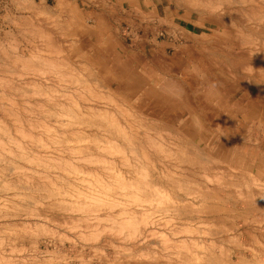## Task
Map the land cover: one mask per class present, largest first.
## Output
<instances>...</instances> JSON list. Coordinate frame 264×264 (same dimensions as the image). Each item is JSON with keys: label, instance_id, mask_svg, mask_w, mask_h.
Listing matches in <instances>:
<instances>
[{"label": "rangeland", "instance_id": "1", "mask_svg": "<svg viewBox=\"0 0 264 264\" xmlns=\"http://www.w3.org/2000/svg\"><path fill=\"white\" fill-rule=\"evenodd\" d=\"M247 1L249 3V5L246 3L248 7L246 4V6L244 5V7H242L244 9L247 8V10H245L247 13H245V11L241 13L243 16L240 15V13H233L234 15H231V17H233L231 25V23L228 22L229 19H224V13L221 14L222 12L219 13L220 11H216L217 14L215 12L202 13L199 9L193 10L192 8L183 7L177 0H0V123L8 130V134L6 133L5 135L4 133L5 137L4 135L0 136V143H2L0 144V150L7 149L8 155L11 154V150H14L15 152L13 151L9 157L5 154L9 159L12 155L15 157L20 150L26 154L29 150L30 152H28L27 155L30 157H27L28 159L26 161L22 159L23 161L20 162V159L16 160L18 158L16 157L15 162H19L18 164L22 163V165H26L25 167L28 165V167L33 168V173L27 170L22 177L24 180L21 181L20 178V181L17 183V178L14 176L9 178L12 174L7 175L8 172H4V169L8 167V163H6V161H4L6 164L0 162V169L4 166L5 168L3 167L4 169H2V172L6 173L2 175V172H0V188L4 190V192L0 191V197L3 195L4 198H2L5 202H2L3 199L0 198V204L4 205L2 206L4 209H2L0 205V216L2 217H0V264H196L197 262H199L197 264H201L200 262H202V260L199 261V259L203 258V260H205L204 258L208 255L206 260L212 257L207 260V262L211 261L212 264H216L215 261L221 262L223 258L224 260L222 262L228 261L224 264H264V198L261 196L262 194L264 195V91H262L264 89V79L261 81L258 80L260 76L264 78V37L263 34H260L264 33V27H262L264 24L261 25L264 23V2H262L263 0H259V3L258 0H253L254 3L258 2L255 6L259 7L258 4H262L263 7V12L261 11L262 14H257L259 9L257 7L255 8L254 3L252 5L249 0ZM249 6L253 8V12L249 11ZM254 9L258 10L257 13H254L256 11H254ZM261 9L262 8H260V10ZM251 12L252 14H250ZM237 14L241 18L238 17ZM246 14L254 18L249 19ZM260 15L263 18L260 19V22L263 21L261 24L257 20L261 17ZM246 16L249 20L246 19ZM255 18L257 19L255 20ZM252 19L256 21L257 25L253 23L254 20ZM257 21L261 26L258 25ZM216 23L224 24L226 28L225 31L223 30L224 28H214V24ZM233 24L236 25V27ZM247 25L248 27H246ZM253 25H255L258 30ZM228 26H233L234 29H236H231L233 27L229 28ZM237 27H240V31ZM253 29H256L255 33ZM240 32L242 33L240 34ZM218 35H226V37L223 39H215ZM242 37L244 38L240 39ZM247 39H249V41ZM234 42L242 48L239 50L235 46L236 44L233 45ZM221 43L227 44L229 49L227 47L224 49ZM249 43H251L252 46L251 44L249 45ZM247 49L251 51L248 52ZM254 49L262 52V54L258 52L259 54L257 55ZM228 52L230 53L228 54ZM252 52L255 54L253 55ZM16 57L20 59L17 60ZM54 61L56 62L53 63ZM27 64L30 67L26 66ZM51 66L56 67L52 68ZM246 66L248 67L246 68ZM259 66L263 67L260 68ZM47 69L50 70L48 71ZM249 70H251V73ZM254 72H256L258 76L255 75ZM252 77L258 81H254ZM151 88H154L156 93L159 92L157 97H149V94L145 93ZM163 98L166 102L162 101ZM59 102H62L63 107L67 105L66 110L68 112L76 110L81 113V115L82 113L87 115L90 113L88 109H93V114L98 113L99 117H105L102 119L107 123L110 122L111 124L112 121L117 124L119 123L120 129L128 133L130 132L129 135L134 133L133 131L139 133L137 134L139 137L135 133L132 135L133 138L136 136L137 138H135L139 140L134 139L135 143L133 142L132 146L134 147L135 144V148L137 147L136 149L137 151L139 150V152L141 148L146 151H144L145 155L148 156V161H150L147 162V164L149 163L148 165L145 162L146 165L143 167L148 171L146 181H141L137 175L139 179H136L138 180L137 183L134 182V178L137 176H134L135 171L131 169L134 168V162L132 158H129L132 155L129 154V149L132 146L128 147L129 145L126 143L127 146L123 142H120V144L119 141L121 138H118L116 140L117 143L115 142L116 144H113L115 138H117L113 135V132L112 134L110 132L109 135L111 134L110 136H114V140L111 139L112 137L107 136L111 139V141H108L110 144L108 145L107 143L108 147L104 146L106 142H101L100 145H96L100 149L104 148L106 150L111 147V145L112 147L113 145L117 147L122 146V148L125 147L124 150L120 148V151L118 149L116 151V149H114L115 147L113 149L109 148L110 151L107 150L108 152L103 149H101L100 152L97 150L98 153L104 156L101 157V160L96 159L97 153L95 151L91 152L92 160L90 159L91 155L85 153L86 150L79 152L80 150L78 147L80 144H93H88V141L91 142L96 137L98 138V134L103 133L99 137H102L100 139L106 141L108 138L103 135H107L106 132L111 130V125L108 124V127L110 125V129H107L108 127L106 128V126H100L103 132L100 128L98 130L97 127V133L95 125H93L94 127H89V123L83 122L84 120L82 119L85 117V115H83L84 117L80 121L86 125H80L79 123L81 122H77L78 124L74 123V125H76L75 127L74 125L71 126L73 123L70 125L72 127H70L71 130L68 127L64 129L63 127L60 128L57 121L62 118L56 119L57 117L55 118V116H51V118L46 116L50 113L46 111L47 109L50 111V108H54V110L52 109L54 113H60L64 110L62 109L60 111L62 106ZM58 105L61 107L58 108ZM45 112L48 113L45 114ZM71 113L76 114L74 112ZM79 113L77 116L80 115ZM72 114L68 113L66 117L69 118V115L71 116ZM127 118H130V125H133V128L134 126L138 127V129L136 127L137 130L132 128V131H129L131 129H128V127L124 129V125H129L127 123L129 122ZM132 118L135 120V123L133 120L131 121ZM74 120L72 119L73 122ZM85 120H87V118H85ZM260 120L263 121L260 122ZM136 122L138 125L141 123L140 125L142 126L139 127ZM79 125L81 128H79ZM143 126L144 128H142ZM103 127L106 128L107 131L106 129L104 131ZM74 128L82 132L78 134V139H76L78 135L74 136V132L76 131ZM46 130H49V136L52 134V136L55 135L54 137H56V134H58V138L60 139L59 142H61V138L64 137H61L62 133L60 131L68 130V135L70 137L65 133V137L67 136L68 138H63L64 142L67 144L64 143L65 145L61 147L63 143L59 144V142H54L57 137L56 139L52 136L49 137L46 135L48 134ZM83 134L85 138H82ZM93 134H95L96 137ZM30 135H32V137ZM80 135L82 136L80 137ZM12 136L14 138L10 143L9 139H11L10 137ZM47 136L53 138V141L51 139L49 140ZM16 137H18L19 140L21 138V140L19 141ZM182 138L186 141H180ZM68 139L70 142H67ZM177 139L180 141L179 145L176 144L178 143ZM39 140H42V143L47 142L46 146L49 148V152L47 153L48 157L46 153L41 155V157L36 156L41 152V150L36 147ZM187 140L188 143L187 146H185ZM48 141L53 144H49ZM14 142L18 143V145ZM74 142L76 146H73L75 145ZM141 142L144 148L141 147ZM153 142H155V144ZM12 143L14 144L12 145ZM56 143L59 145H56ZM69 143L70 146H68ZM157 143L166 151L168 148V151L171 150L170 148H172V146L176 148V145L180 147L182 143H184L182 147L184 146V148L187 149L183 150L187 152L190 149L187 153H184L185 155L189 156V153L192 152L194 154V150H196V152L198 151L202 154L201 156L204 155L206 159L208 158L209 161L203 156L202 158H204V160H199L201 165L198 161H194L196 164L199 163L196 166L189 159L193 157L191 154L188 158L187 156H185L186 158L180 157V155L178 156L177 151L179 149L177 148L174 149V151L177 152L175 155H173V151H171L172 154L170 152L172 157L169 156V152L166 151L165 155L168 153L167 155L169 158L165 155L162 157V155L159 154H164V151L160 153L161 147H158ZM77 144H79V146ZM31 145L33 149H31ZM83 145L81 146L82 148L86 147ZM151 146H153V149ZM156 146L159 148V152ZM189 146L191 148H189ZM64 147H67V150H64L66 149ZM8 148L13 149L8 151ZM142 149L141 154L143 152ZM121 150L125 151L124 153L126 156ZM118 151L124 156H122V154L120 156ZM82 152L83 155L79 156ZM29 153L31 155H29ZM110 153L111 156L113 155L112 157ZM33 154L37 158V161L39 160L38 158H40V161L35 162L34 160L36 158ZM86 154L87 157L89 155L88 158L85 156ZM117 154H119L118 156L121 158H129V163L126 162V164H128L124 165L122 163L124 161L118 156H115ZM49 156L50 160H52L51 163L48 162ZM174 156L180 159H175ZM105 157L106 159L107 157L111 158H108L109 161L106 160L105 162ZM116 157L119 158L121 162ZM76 158L79 160H76ZM32 159V162H28ZM44 160L46 164L48 163V166L44 164ZM90 160L92 162H90ZM96 160L97 162L95 163ZM177 162H179V164ZM30 163H34L33 166L35 167ZM142 163L141 165H143ZM202 163L206 164L203 165ZM135 164L136 166L139 165L138 162ZM42 166L44 167L41 168ZM68 166L70 169L65 170L66 167L69 168ZM207 166L208 168H205ZM58 167H61V169H58ZM34 168H38L41 174L39 171L37 172L38 169ZM102 168H106V170H102ZM109 168L111 170H109ZM139 168L140 167H138L137 170ZM63 169L67 171V173ZM71 169L72 171H70ZM5 170H7V168ZM107 170L109 171L107 172ZM110 171L113 172H111L112 177H116L114 175L120 174V178L122 177L126 183L134 182V185H140L142 190H146L145 192L149 190L148 192L151 193L152 196L157 193L161 194V197H165L166 199L158 201L155 198L157 200L155 202H158V205L164 201L162 202L164 203V205L162 204L163 207L162 205H158L164 210L162 211V208L151 201V199L154 201V197L144 199L141 197L143 194L141 196L138 194L140 192L137 193V198L135 197L136 194L134 195L135 200H133V197L130 198V195L125 192V194L122 191L118 192L117 188H115L116 193L114 190L115 194L112 192H106L107 194H105V191L103 193L104 195L99 193L103 191L102 189L100 191V188L95 186L97 185L94 184L97 183L95 179H100L104 181V183L108 181L107 183H110V185H112L111 183L114 184L116 179L110 178ZM30 173L33 175H30ZM162 173L165 176L162 175ZM30 176L35 178L32 179ZM130 176L134 178L132 179ZM162 176L164 179L160 178ZM12 177H14L13 180ZM3 179H8L7 183ZM189 179L190 181L196 180L194 183L198 181L199 184H194L190 182ZM33 180L36 182L37 190L36 186H32L31 188V185L35 183ZM238 180L241 181L239 182ZM13 181L16 182L14 184L18 186L21 183L23 185V183H25L24 181L28 182H26L22 188L21 185L20 189L14 184L12 185ZM91 181L94 183H91ZM140 181L144 184L142 185ZM233 181L234 183H232ZM38 182L41 185L38 184V186ZM66 182H68L67 185H70V187L68 186L67 188L65 186ZM178 182L182 186L184 184L186 186H183V189H179L178 186L181 187V185H178ZM5 183L8 186L11 184L12 188L10 189L8 186L5 188ZM44 183L48 188L47 189L44 185L47 190L54 192L48 193L50 191H47L43 187L42 184ZM226 183L231 184V186L228 187L229 184L225 186ZM88 184L92 189L89 188ZM193 184L196 186L199 185L202 188L198 189L199 192L195 193L197 194V197L195 196L196 198H194L193 195L195 194L193 192L196 191L199 186H195L194 189L192 187ZM201 184H204V186ZM238 184L239 187L244 185L250 188L251 186L250 190L252 192H249L250 190L247 191L245 187L242 188L246 190L239 188ZM11 185L9 187H11ZM49 185L52 187L50 188ZM72 185H74L73 187H77L75 188L76 192L79 186L80 189H83H79V193H73L72 190H74V188L71 187ZM13 186L16 187L14 191L16 193L15 198H10V196L13 195ZM202 186L207 189H203ZM34 187L36 191L33 189ZM42 187L45 189L44 191L47 194V198L42 196L45 195V193H43L44 191L39 190V188ZM86 187L88 189H86ZM186 187L190 188V190ZM65 188L66 190H64ZM153 188H156V190L158 188L157 191L159 192L152 193L154 191ZM5 189L8 190L6 191ZM16 189H18V191L27 189L32 190L30 192L28 190L27 192L23 191L22 194L26 193V195L20 194V199ZM56 190L57 194L58 191L60 194L63 190V194H58L60 197L62 195V201H60L58 195L55 194ZM87 190L95 197H98L100 194L98 199L101 200L102 198L104 201L101 200L100 202H105L103 203L104 205L98 206L97 204L98 208L94 205V209L91 207L93 206L91 203L88 205V203L83 200V198L87 196V193L84 194V191L87 192ZM200 190H206V193H208L206 195L208 197H206V195L204 196L207 200H209L208 198L210 197L209 201L205 198H201L204 197L203 194L200 198L198 197V193L199 196L203 193ZM208 190H210V194H215L214 196L216 197H211L212 195H209ZM212 190H214V193L211 192ZM257 190L258 192L260 191V194ZM64 191L66 197L63 196ZM236 191L239 196L236 195ZM239 191L242 192L244 198L240 196L241 193H239ZM8 192H11L12 195ZM68 192L71 193L69 194ZM28 193L30 196H28ZM118 193L120 195L123 194L121 198H119L120 195ZM183 193L186 199L185 196L183 197ZM187 193H190L189 197H187ZM232 193H235L234 196ZM50 194L52 197L48 196ZM90 194L88 197H92ZM116 194H118L117 197L119 200L115 197L117 198V202H113ZM74 195L77 196V198H75ZM80 195L83 197H80ZM173 195H175V197ZM256 195V198H259V196L260 198L256 199L254 197ZM7 196L9 197L7 198ZM16 196L17 198L19 197V200H16ZM78 196L80 199H78ZM124 196L130 200L123 198ZM73 197L74 200L71 199L73 201H69L68 198ZM240 197L244 200H241ZM9 198L11 200L15 199L13 200L14 204L20 203V200L21 205L25 202L24 205L27 206V208L25 207L26 211L22 209L24 206L22 205V207L20 204L19 205L22 207H20V209L19 205L11 204L9 207L7 204L8 202L10 204ZM122 198L125 201L122 200L121 203L120 201ZM248 198L249 201L247 200ZM5 199L9 201L7 202ZM55 199H58L60 203L63 202L65 205L68 204L67 206H74L72 203H75L76 199L79 202L83 200L84 202H82V204L84 203V205L90 207L86 208L84 211L83 208L76 209L74 206L75 208L72 210L69 209V211L67 208V210L61 208L60 205V207H56L58 209L60 208L59 210H53V208L50 206L49 208L48 205L56 206L59 204L57 200L53 203L52 200ZM28 200H30V202H28ZM65 201H69L70 203H64ZM129 201L131 203H129ZM146 201L148 203H146ZM149 202L153 204L151 203V205ZM182 202L183 204L185 202V205H183ZM190 202L191 205L189 206L188 204H190ZM144 203L145 205L143 207ZM154 203L157 208L154 206ZM198 203L201 205L199 208L200 210L198 209V206H200ZM257 203H259V205ZM166 204L168 206H166ZM117 205H122V207L119 208ZM11 206H14L15 211ZM15 206L18 207V211ZM122 208L126 209L122 211ZM196 208L198 212L194 211ZM201 208L205 210L202 211ZM2 210L7 211V214ZM15 214L16 216H14ZM121 216L123 217V222ZM138 216L139 218H137ZM82 217L84 220H82ZM146 218L148 221H146ZM109 219L111 221H109ZM132 219L135 223L137 221L138 224H129ZM112 220H116L118 223L120 221V223L118 224L116 221L114 223ZM125 220L127 223H124ZM124 224H127L126 228H124ZM128 225L131 226L130 230H128ZM132 226H134V229ZM121 227L122 229H119ZM131 231L138 234L134 235ZM217 252H219V254ZM213 253L215 256L219 255L218 258L221 253L223 256L221 255L222 257H220V259L216 258L218 260H213V258H215ZM206 260L202 262V264H207L205 263ZM193 261H196V263Z\"/></svg>", "mask_w": 264, "mask_h": 264}, {"label": "bare ground", "instance_id": "2", "mask_svg": "<svg viewBox=\"0 0 264 264\" xmlns=\"http://www.w3.org/2000/svg\"><path fill=\"white\" fill-rule=\"evenodd\" d=\"M249 1H250V4L253 5L254 1H253V0H249ZM255 1H256V0H255ZM258 1H259V0H258ZM261 1H262V0H261ZM177 2H178V3L180 2L181 5H182L183 7H186V8H189V9H191V8H192L193 10H194V9H199V10L202 11V13H203V12H208V13L215 12V13L217 14L216 11H220L219 13H221V12H222L221 14L224 13V16H223L224 19H229L228 22L231 23V25H232V18H233V17H231V15H232L233 13H234V14H235V13H240V15L243 16V14H241V13H244V11L247 10V8L244 9V8H242V7H244V5H245L246 3H248L247 0H239V1H235V0H217V1H214V0H180V1H179V0H177ZM262 2H264V0H263ZM262 2H261V3H262ZM60 3H62V2H60ZM257 3H258V2H257ZM257 3H254V6H255ZM259 3H260V1H259ZM263 4H264V3H263ZM31 5H32V4H31ZM177 5H178V4H177ZM246 5H247V4H246ZM246 5H245V6H246ZM248 5H249V3H248ZM248 5H247V7H248ZM258 5H259V7H258V6H255V8L257 7V8L259 9V11L256 10V9H254V11L256 10L254 13H257V11H258L257 14H260L261 11L263 10V7H262V4H258ZM260 5H261V6H260ZM61 6H62V5H61ZM62 8H63V6H62ZM260 8H262V9L260 10ZM252 10H253V8L249 6V11H252ZM263 11H264V10H263ZM263 11H262V12H263ZM196 12H197V11H196ZM199 12H200V11H199ZM252 12H253V11H252ZM252 12H251L250 14H252ZM219 13H218V14H219ZM245 13H247V12L245 11ZM248 13H249V12H248ZM254 13H253V15H254ZM234 14H233V15H234ZM261 14H262V13H261ZM263 14H264V13H263ZM210 15H211V14H210ZM219 15H220V14H219ZM237 15H238V14H237ZM246 15H247V14H246ZM215 16H216V15H215ZM244 16H245V14H244ZM247 16L249 17V14H248ZM247 16H246V19H247V20H249V19H251V18H254L253 16H250L249 19H248ZM260 16H261V15H260ZM227 17H228V18H227ZM234 17H235V16H234ZM238 17H240V16L238 15ZM240 18H241V17H240ZM243 18H244V17H243ZM257 18H259V17H257ZM257 18H255V20H256ZM261 18H262V16H261L259 19H257V20L260 22V19H261ZM263 18H264V17H263ZM263 18H262V19H263ZM211 20H212V19H211ZM234 20H235V19H234ZM234 20H233V21H234ZM252 20H254V19H252ZM255 20H254V21H255ZM250 21H251V20H250ZM254 21H253V23L256 24V21H255V22H254ZM258 21H257V22H258ZM263 21H264V19H263ZM263 21H261L260 24H261ZM220 22H221V21H220ZM224 22H225V21H224ZM226 22H227V20H226ZM239 22H241V21H239ZM248 22H249V21H248ZM259 22H258V25H259ZM213 23H214V22H213ZM237 23H238V21H237ZM246 23H247V22H246ZM253 23H252V24H253ZM102 24H103V23H102ZM263 24H264V23H262L261 25H263ZM229 25H230V24H229ZM233 25H234V24H233ZM256 25H257V24H256ZM261 25H259V26H261ZM69 26H70V25H69ZM234 26L236 27V25H234ZM253 26L256 28L255 25H253ZM215 27L224 28V29H223L224 31H225V29H226V28L224 27V24H221V23H216V24H214V28H215ZM228 27L231 28V27H233V26H231V27L228 26ZM246 27H248V25H247ZM246 27H245V29H246ZM262 27H264V25H263ZM70 28H71V27H70ZM237 28H238V27H237ZM239 28H240V27H239ZM239 28H238V30L240 31ZM242 28H243V27H242ZM250 28H251V26H250ZM250 28H249V29H250ZM258 28H260V27H258ZM231 29H234V27L231 28ZM235 29H236V28H235ZM235 29H234V30H235ZM256 29H257V28H256ZM256 29H255V30H256ZM262 29H263V28H262ZM262 29H261V30H262ZM104 30H105V29H104ZM238 30H237V31H238ZM242 30H243V29H242ZM251 30H252V29H251ZM253 30H254V29H253ZM255 30H254V33H255ZM257 30H258V29H257ZM259 30H260V29H259ZM101 31H102V30H101ZM105 31H106V30H105ZM263 31H264V30H263ZM102 32H103V31H102ZM232 32H235V31H232ZM252 32H253V31H252ZM252 32H250V33H252ZM256 32H257V31H256ZM226 33H227V32H226ZM241 33H242V32H240V34H241ZM245 33H246V32H245ZM257 33H258V32H257ZM232 34H233V33H232ZM232 34H231V35H232ZM260 34H263V37H264V33H260ZM235 35H236V34H235ZM243 35H244V34H243ZM243 35H242V36H243ZM238 36H239V33H238ZM259 36H260V35H259ZM102 37H103V36H102ZM225 37H226V35H218V37H215V39H223V38H225ZM243 38H244V37H242V38H240V39H243ZM102 39H103V38H102ZM249 39H250V37H249ZM249 39H247V40L249 41ZM229 40H230V39H229ZM234 40H235V39H234ZM236 40H237V39H236ZM247 40H246V41H247ZM251 40H252V39H251ZM253 40H254V39H253ZM102 41H103V40H102ZM231 41H232V40H231ZM237 41H238V40H237ZM244 41H245V40H244ZM222 42H223V41H222ZM250 42H251V41H250ZM258 42H259V41H258ZM261 42H262V41H261ZM239 43H240V42H239ZM241 43H242V40H241ZM245 43H247V42H245ZM255 43H256V42H255ZM221 44H223L224 49H226V47L228 46L227 44L225 45V43H221ZM231 44H232V42H231ZM235 44H236V43L234 42L233 45H235ZM250 44H251V43H249V45H250ZM261 44H262V43H261ZM241 45H243V44H241ZM221 46H222V45H221ZM235 46H236L239 50L242 48L241 46H239V45H237V44H236ZM251 46H252V44H251ZM256 46H257V45H256ZM257 47H258V46H257ZM218 48H219V47H218ZM227 48H228V47H227ZM253 48H254V47H253ZM228 49H229V48H228ZM214 50H215V49H214ZM219 50H220V49H219ZM232 50H233V49H232ZM247 50H248V49H247ZM254 50H255V49H254ZM215 51H216V50H215ZM226 51H227V50H226ZM249 51H251V50H248V52H249ZM252 51H253V50H252ZM255 51H256L255 53H256L257 55L259 54L258 52H260V51H257V49H256ZM262 51H263V50H262ZM224 52H225V51H224ZM232 52H233V51H232ZM237 52H238V51H237ZM253 52H254V51H253ZM253 52H252V54H253ZM220 53H221V52H220ZM229 53H230V52H228V54H229ZM246 53H247V52H246ZM250 53H251V52H250ZM255 53H254V54H255ZM260 53L262 54V52H260ZM254 54H253V55H254ZM221 55H223V54H221ZM231 55H233V54H231ZM227 56H228V55H227ZM227 56H226V57H227ZM259 56H260V55H259ZM263 56H264V55H263ZM228 57H229V56H228ZM235 57H236V56H235ZM239 57H240V56H239ZM261 57H262V56H261ZM21 58H22V57H21ZM217 58H218V57H217ZM259 58H260V57H259ZM16 59L18 60V59H20V58L16 57ZM222 59H223V58H222ZM238 59H239V58H238ZM246 59H247V58H246ZM49 60H50V59H49ZM235 60H236V59H235ZM239 60H240V59H239ZM239 60H238V61H239ZM243 60H244V59H243ZM257 60H258V59H257ZM260 60H261V59H260ZM23 61H24V60H23ZM228 61H229V60H228ZM228 61H227V62H228ZM241 61H242V60H241ZM241 61H240V63H241ZM248 61H249V60H248ZM18 62H19V61H18ZM27 62H28V61H27ZM46 62H47V61H46ZM55 62H56V61H54L53 63H55ZM231 62H232V61H231ZM235 62H236V61H235ZM242 62H243V61H242ZM249 62H250V61H249ZM28 63H29V62H28ZM238 63H239V62H238ZM19 64H20V63H19ZM22 64H23V62H22ZM31 64H32V63H31ZM31 64H30V65H31ZM51 64H52V63H51ZM56 64H57V63H56ZM56 64H54V65H56ZM241 64H242V63H241ZM246 64H247V62H246ZM20 65H21V64H20ZM230 65H231V64H230ZM232 65H233V64H232ZM235 65H236V64H235ZM237 65H238V64H237ZM243 65H244V64H243ZM256 65H257V64H256ZM26 66H29V65L27 64ZM48 66H49V65H48ZM56 66H57V65H56ZM56 66H54V67H56ZM252 66H253V65H252ZM29 67H30V66H29ZM40 67H41V66H40ZM51 67L54 68L53 66H51ZM51 67H50V68H51ZM235 67H236V66H235ZM247 67H248V66H246V68H247ZM257 67H258V66H257ZM259 67H260V66H259ZM262 67H263V66H262ZM262 67H260V68H262ZM1 68H2V67H1ZM25 68H26V67H25ZM34 68H36V67H34ZM44 68H45V65H44ZM58 68H59V67H58ZM60 68H61V67H60ZM238 68H239V67H238ZM241 68H243V67H241ZM249 68H250V67H249ZM253 68H254V66H253ZM253 68H250V69H253ZM8 69H9V68H8ZM22 69H23V68H22ZM26 69H27V68H26ZM38 69H39V68H38ZM56 69H57V68H56ZM232 69H233V68H232ZM255 69H257V68H255ZM255 69H254V70H255ZM2 70H3V69H2ZM10 70H11V69H10ZM34 70H35V69H34ZM36 70H37V69H36ZM39 70H40V69H39ZM41 70H42V69H41ZM47 70H48V69H47ZM49 70H50V69H49ZM49 70H48V71H49ZM52 70H53V69H52ZM52 70H51V71H52ZM58 70H60V69H58ZM245 70H246V69H245ZM11 71H12V70H11ZM27 71H28V69H27ZM30 71H31V70H30ZM32 71H33V70H32ZM37 71H38V70H37ZM217 71H220V70H217ZM249 71H250V73H251V70H249ZM249 71H248V72H249ZM257 71H258V70H257ZM260 71H261V70H260ZM7 72H8V71H7ZM34 72H35V71H34ZM38 72H39V71H38ZM40 72H41V71H40ZM57 72H58V71H57ZM65 72H66V71H65ZM70 72H71V71H70ZM235 72H236V71H235ZM252 72H253V70H252ZM262 72H263V71H262ZM221 73H222V72H221ZM236 73H237V72H236ZM241 73H242V72H241ZM254 73H255V75H257L256 72H254ZM260 73H261V72H260ZM56 75H57V74H56ZM58 75H59V73H58ZM65 75H66V74H65ZM232 75H233V74H232ZM259 75H260V74H259ZM59 76H60V75H59ZM230 76H231V75H230ZM246 76H247V75H246ZM251 76H252V75H251ZM257 76H258V75H257ZM62 77H64V76H62ZM235 77H236V76H235ZM262 77H263V74H262ZM245 78H246V77H245ZM59 79H60V78H59ZM63 79H64V78H63ZM76 79H77V78H76ZM252 79H253V77H252ZM252 79H251V80H252ZM262 79H264V78H261V76L258 78L259 81H261ZM244 80H245V79H244ZM253 80H254V81L256 80V82L258 81V80L255 79V78H254ZM77 81H78V80H77ZM79 81H80V80H79ZM254 81H253V82H254ZM80 82H81V81H80ZM85 82H86V81H85ZM85 82H84V83H85ZM257 84H258V83H257ZM85 85H86V84H85ZM261 85H262V84H261ZM250 89H251V88H250ZM254 89H255V88H254ZM256 89H257V88H256ZM262 91H264V89H263ZM42 92H43V91H42ZM38 93H39V92H38ZM145 93L149 94V97H153V96L157 97V94H159V92L156 93V90H155L154 88L149 89V90H148L147 92H145ZM46 94H47V93H46ZM263 96H264V95H263ZM53 100H54V99H53ZM47 101H49V100H47ZM47 101H46V102H47ZM51 101H52V100H51ZM162 101H163V102H166L164 98L162 99ZM57 102H58V101H57ZM50 103H51V102H50ZM54 103H55V102H54ZM59 103H60V102H59ZM59 103H57V104H59ZM65 104H66V103H65ZM46 105H47V104H46ZM54 105H55V104H54ZM60 105L62 106V107L60 106V107H61V108H60L59 105H58V108H60V111H61L62 109H64L66 112H65L64 110H62L60 113H59V112H57V113L55 112V113H54V111H53L54 108H50L51 110L53 109L52 111H51V110L49 111L48 109L46 110V111H48V112H50V113L45 112V114L48 113V114L46 115L48 118H49V117L51 118V116H55V118L57 117L56 119H58V118H59V119H61V118L64 119V120L61 119V120H59V121L56 120L57 123H58V125L60 126V128L63 127V129H64V128H67V127H68V128L70 129V127L73 126L74 123L76 124L77 122H81V123H79L80 125H81V124H84V123H89V124H88L89 127H90V126L92 127L93 125H95V126H96V127H95V128H96V132H97V127H98V130H99V128L101 129L100 126H106V128H107V127H108V124H110V122L107 123V122H105L104 119H102V118H105V117H99V114H98V113H97V114H95V113L93 114V113H92V112H93V109H88V112L90 111L89 114L85 115L84 113H82V115H81V113H79V112L76 111V110H75L76 112L73 111V110H72V111L69 110L70 108L68 107L69 109H68V108H67V109H68L69 111L76 113V114H72L71 112H68V111L66 110L67 105L64 106L65 108L63 107L62 102L60 103ZM48 106H49V105H48ZM52 106H53V105H52ZM53 107H54V106H53ZM55 107H57V106H55ZM75 107H76V105H75ZM224 107H225V106H224ZM58 108H57V109H58ZM225 108H226V107H225ZM75 109H76V108H75ZM58 110H59V109H58ZM58 110H57V111H58ZM55 111H56V110H55ZM51 112H52V114H51ZM67 112L70 113V114H72L71 116L69 115V118H70L71 120H70L69 118L66 117V115L68 116V113H67ZM66 113H67V114H66ZM78 113H79L82 117H81L80 115H79L80 117L77 116ZM99 113H100V112H99ZM227 113H228V112H227ZM238 113H239V112H238ZM245 113H246V112H245ZM43 114H44V113H43ZM254 114H255V113H254ZM83 115H85V117H84ZM128 115H129V114H128ZM130 115H132V114H130ZM42 116H43V115H42ZM86 116H87V117H86ZM83 117H84V119H82ZM136 117H137V116H136ZM241 117H242V116H241ZM55 118H54V119H55ZM85 118H87L88 121L85 120ZM100 118H101V119H100ZM137 118H138V117H137ZM251 118H252V117H251ZM2 119H3V118H2ZM16 119H17V118H16ZM68 119H69V120H68ZM72 119H73V120L75 119L74 122L72 121ZM81 119L84 120V121H83L84 123H82V121H80ZM134 119H135V118H134ZM0 120H1V119H0ZM49 120H50V119H49ZM77 120H78V121H77ZM102 120H104V121H102ZM125 120H126V119H125ZM129 120H130V118H129V119L127 118V121H129ZM132 120H133V118L131 119V121H132ZM137 120H138V119H137ZM3 121H4V120H3ZM53 121H54V120H53ZM75 121H76V122H75ZM134 121H135V120H133V122H134ZM241 121H242V120H241ZM262 121H263V120H262ZM262 121L260 120V122H262ZM137 122H140V121H137ZM137 122H136V124L138 125ZM141 122H142V121H141ZM258 122H259V121H258ZM72 123H73V124H72ZM127 123H128L129 125H124V129H125L126 127H128V129H131V130H129V131H132L133 125H130V123H131L130 121L127 122ZM134 123H135V122H134ZM144 123H145V122H144ZM146 123H147V122H146ZM5 124H6V123H5ZM11 124H12V123H11ZM71 124H72V125H71ZM77 124H78V123H77ZM118 124H119V123H118ZM118 124L112 121V123H111L110 125H111V130H113V131L109 130L108 132H106L107 135H106V136L103 135V136L106 137V138H108L107 136L112 137V136H110V135H111L112 132H113V135H115V136L117 137V138H115V140L113 139L114 136L111 138V139L114 140L113 144H116V143H117L116 140H117L118 138H119V139L121 138L120 141H119V143H120V142H121V143L123 142L124 144L127 143V144L129 145V146H128V145L126 144L128 147L132 146V144H133V142H134V139L137 138L136 136H135L136 138H135V137H134V138L132 137V135H134L135 131H133L134 133H132V134L129 135L130 132L128 133V132H126L125 130L120 129V127H119ZM132 124H133V123H132ZM140 124H141V123H140ZM140 124L138 125L139 127L142 126V125H140ZM148 124H149V123H148ZM47 125H48V124H47ZM49 125H50V124H49ZM58 125H57V126H58ZM70 125H71V126H70ZM80 125H79V128H81ZM84 125H86V124H84ZM110 125H109V127H110ZM134 125H135V124H134ZM143 125H144V124H143ZM151 125H152V124H151ZM59 126H58V127H59ZM75 126H76V125H74V127H75ZM120 126H121V125H120ZM129 126H130V128H129ZM131 126H132V127H131ZM145 126H147V125H145ZM4 127H5V126H4ZM4 127H3V124L1 125V123H0V136H3L4 133H5V135H6V133H7V131H8V130H6V128H4ZM7 127H8V126H7ZM45 127H46V126H45ZM77 127H78V125H77ZM82 127H83V126H82ZM93 127H94V126H93ZM109 127H108L107 129H110ZM136 127H137V126H134L133 129H136ZM149 127H150V126H149ZM46 128H47V127H46ZM71 128H72V127H71ZM79 128H78V129H79ZM83 128H84V127H83ZM83 128H82V129H83ZM86 128H87V127H86ZM103 128H104V127H103ZM106 128H104L103 130L105 131ZM142 128H144V126H143ZM150 128H151V127H150ZM48 129H49V128H48ZM69 129H68V130H69ZM74 129H75V128H74ZM76 129H77V128H76ZM76 129H75V130H76ZM107 129H106V131H107ZM137 129H138V127H137ZM137 129H136V130H137ZM58 130H59V129H58ZM68 130H67V131L61 130L60 132L62 133V136H61V134H60V136H61V137H63V136L65 137V135H66L65 133H67V136H69V135H68ZM70 130H71V129H70ZM143 130H144V129H143ZM145 130H146V129H145ZM147 130H148V129H147ZM19 131H20V130H19ZM48 131H49V130H46V133H48V134H46V133H44V132H43V133L49 136V132H48ZM53 131H54V130H53ZM53 131H52V132H53ZM101 131H102V129H101ZM101 131H99V132H101ZM148 131H149V130H148ZM148 131H147V132H148ZM56 132H58V131H56ZM102 132H103V131H102ZM110 132H111V134L109 135ZM138 132H139V131H138ZM140 132H141V131H140ZM9 133H10V132H9ZM21 133H23V132H21ZM58 133H59V132H58ZM81 133H82L81 131L76 130V131L74 132V136H76V135H78V134H81ZM83 133H84V132H83ZM93 133H95V132H93ZM97 133H98V132H97ZM144 133H145V132H144ZM144 133H143V134H144ZM178 133H179V132H178ZM178 133H177V134H178ZM7 134H8V133H7ZM64 134H65V135H64ZM95 134H96V133H95ZM95 134H93V135L95 136ZM102 134H103V133L98 134V135L101 136ZM135 134L137 135V134H139V133H135ZM146 134H147V133H146ZM5 135H4V137H5ZM21 135H22V134H21ZM23 135H24V134H23ZM41 135H42V134H41ZM96 135H97V134H96ZM98 135H97V136H98ZM127 135H128L129 137H128ZM178 135H179V134H178ZM8 136H9V135H8ZM28 136H29V135H28ZM30 136L32 137V135H30ZM48 136H47V138H48L49 140H50V139L52 140L53 138L56 139V137H57L58 140L56 139V140H54V142H59V141H60V139L58 138V137H59L58 134H56V137H54L55 135L52 136V134H51V136H52L53 138H49V137H51V136H49V137H48ZM67 136L65 137L66 139L68 138ZM81 136H82V135H80V137H81ZM99 136H98V138L95 136L96 138L93 139L91 142L88 141V142H89L88 144H90V143H93V144H90V145H85V144H84V145L86 146V147H84V148L81 147L83 144H82V145L80 144V146H79V144H77V145L79 146V147H78L79 150H80L79 152H81L82 150H84V151L86 150L85 153L91 155L90 159L92 160V154H91V152H92V151H95V152L97 153V157H96V159L101 160V157H104V156L101 155V154L98 153V152H100L101 149H103L104 151H105L106 149H104V148H101V149H100L97 145H98V144L100 145L101 142H106V143H104L105 145H104V144H103V145L108 147V145L110 144L108 141H111V139L108 138V139L105 141L104 139H103V140L100 139V138H102V137H99ZM137 136H138V135H137ZM45 137H46V136H45ZM64 137H63V138H64ZM69 137H70V136H69ZM138 137H139V136H138ZM174 137H175V136H174ZM179 137H181V136H179ZM183 137H184V136H183ZM7 138H8V137H7ZM10 138H11V139H9V142H10V141H13V138H14V137L12 136V137H10ZM16 138L18 139V137H16ZM47 138H46V139H47ZM63 138H61V142H59V144H62V143H63V145H62L61 147H63V146L65 145L64 143H66V142H64V139H63ZM74 138H76V137H74ZM78 138H79V135L77 136L76 139H78ZM82 138H85L84 134H83ZM82 138H81V140H82ZM30 139H31V138H30ZM40 139H41V138H40ZM48 139H47V140H48ZM70 139H71V138H70ZM72 139H73V137H72ZM147 139H148V138H147ZM147 139H145V140H147ZM171 139H172V138H171ZM183 139H184V138H182V140H180V141H186L185 139H184V140H183ZM18 140H19V139H18ZM20 140H21V138H20ZM20 140H19V141H20ZM28 140H29V139H28ZM33 140H34V138H33ZM35 140H36V139H35ZM79 140H80V139H79ZM79 140H77V141H79ZM88 140H89V139H88ZM136 140H138V139H136ZM136 140H135V141H136ZM149 140H150V139H149ZM149 140H148V141H149ZM175 140H176V139H175ZM6 141H7V140H6ZM6 141H5V142H6ZM14 141H15V140H14ZM19 141H18V142H19ZM31 141H32V139H31ZM41 141H42V140H41ZM41 141H40V140L38 141V143H37L38 145H37L36 147H38V149H40L42 153L39 152V155H36L37 157H39V156L41 157V155H43L44 153H46V155H47V153L49 152V151H48L49 148L46 146L47 142H46V143H45V142L42 143ZM52 141H53V140H52ZM52 141H51V142H52ZM71 141H72V140H71ZM82 141H83V140H82ZM85 141H86V139H85ZM138 141H139V140H138ZM169 141H170V140H169ZM173 141H174V140H173ZM180 141H178V139H177V142H178V143H176V144L179 145V142H180ZM2 142H3V141H2ZM7 142H8V141H7ZM9 142H8V143H9ZM48 142H49V141H48ZM67 142H70L69 139H68ZM79 142H80V141H79ZM79 142H78V143H79ZM97 142H98V143H97ZM99 142H100V143H99ZM115 142H116V143H115ZM136 142H137V141H136ZM146 142H147V141H146ZM146 142H145V143H146ZM10 143H11V142H10ZM14 143H16V142H14ZM14 143H12V145H13ZM20 143H21V142H20ZM31 143H32V142H31ZM107 143H108V145H107ZM121 143H120V144H121ZM134 143H135V142H134ZM143 143H144V141H143ZM147 143H149V142H147ZM153 143L155 144V142H153ZM159 143H160V142H159ZM159 143H157L158 145H157V144H156V145H157L158 147H161V148H160V149H161V150H160V153H161V151H164V154H159V155H162V157H163V155H165V151H166V150H165V149L163 150V149H162V146H159ZM187 143H188V140H187V142H185V146H187ZM0 144H2V143H0ZM16 144L18 145V143H16ZM21 144H22V143H21ZM33 144H34V142H33ZM49 144H53V143H50V142H49ZM59 144L56 143V145H59ZM66 144H67V143H66ZM74 144H75V142H74ZM96 144H97V145H96ZM111 144H112V143H111ZM139 144H140V143H139ZM141 144H142V142H141ZM141 144H140V146H141ZM167 144H168V143H167ZM183 144H184V143H182V145H183ZM3 145H4V142H3ZM71 145H72V144H71ZM84 145H83V146H84ZM117 145H118V144H117ZM126 145H125V146H126ZM136 145H137V143H136ZM168 145H169V144H168ZM168 145H167V146H168ZM172 145H173V144H172ZM178 145H176V146L174 145L177 149H179V150L177 151V152H178V156H179V155H180V157H185V156H187V158H188V157H190V154H191V156H193V157H190L189 159H190V161H192L193 164L196 165V166L200 163V162H199L200 159H201V160H202V159L204 160V158H202L204 155L201 156L202 154H200V152H198V151L196 152V150H194V151H195L194 154H193V152H192V153H189V156H188V155H185L184 153H187L190 149L186 152V151H184V150H186L187 148H184V146L182 147V145L180 146V147H182V148H180V147H178ZM8 146H9V145H8ZM31 146H32V145H31ZM53 146H54V145H53ZM68 146H70V143H69ZM73 146H76V144L73 145ZM73 146H71V147H73ZM157 146H156V148H157ZM169 146H170V145H169ZM169 146H168V147H169ZM190 146H191V145H190ZM190 146H189V148H191ZM1 147H2V145H1ZM4 147H5V146H4ZM11 147H12V146H11ZM17 147H18V146H17ZM34 147H35V144H34ZM80 147H81V149H80ZM102 147H103V146H102ZM114 147H115V148H114ZM141 147H143V144H142ZM151 147H152V149H153V146H151ZM163 147H164V146H163ZM168 147H167V148H168ZM170 147H171V146H170ZM15 148H16V147H15ZM25 148H26V147H25ZM25 148H24V149H25ZM54 148H55V147H54ZM57 148H58V146H57ZM64 148H66V149H64V150H67V147H64ZM76 148H77V147H76ZM78 148H77V149H78ZM109 148H111V149L114 148V149H116V151H117V149L119 150L120 148H122V146H118V147H117L116 145H113V147H112V145H111V147H109ZM109 148H108L107 150H109ZM124 148H125V147H124ZM124 148H122V150H124ZM136 148H137V147H136ZM136 148H135V144H134V147L132 146L130 149L128 148V149L130 150V151H129V152H130L129 154H130V155H131V154L133 155V156L131 155V157L128 156L129 158H132V160H133V162H134V165H133L134 168H131V169H134V171H135L134 176H137V175H138L141 181H146V179H147L146 176H148V175H147L148 171H147L146 168L144 169L143 167H145V165L147 164V162H150V161H148V156L145 155V152H146L145 150H143V149L141 148V149L143 150V152L145 151L144 153L142 152V154H141V149L138 147V148L140 149V152H139V150L137 151ZM143 148H144V147H143ZM156 148H155V150H156ZM172 148H173V150H172ZM172 148H170L171 150H169V151H168V149H169V148H168L166 152H169V154H170V152L173 151V153H174L173 155H175V153H177V152L174 151V149H176V148H174L173 146H172ZM2 149H3V148H2ZM8 149H9V148H8ZM11 149H13V148H11ZM11 149H9L8 151H10ZM20 149H21V146H20ZM31 149H33V146H32ZM60 149H61V148H60ZM70 149H71V148H70ZM70 149H69V150H70ZM146 149H147V148H146ZM158 149H159V148H157V151L159 152ZM183 149H184V150H183ZM26 150H28V149H26ZM54 150H55V149H54ZM54 150H53V151H54ZM75 150H76V149H75ZM97 150H99V151L97 152ZM107 150H106V152H108ZM122 150H121V151H122ZM150 150H151V149H150ZM155 150H154V151H155ZM13 151H14V150H11V154H12ZM53 151H52V152H53ZM61 151H63V150H61ZM72 151H73V150H72ZM87 151H88V152H87ZM109 151H110V150H109ZM111 151H113V150H111ZM119 151H120V150H119ZM119 151H118V153L120 154V156H121L122 153L125 152V151H122V153H121V152H119ZM14 152H15V151H14ZM28 152H30V151L28 150ZM28 152H27V154H28ZM32 152H33V150H32ZM69 152H70V151H69ZM76 152L78 153L77 150H76ZM8 153H10V152H8ZM72 153H73V152H72ZM101 153H102V152H101ZM111 153H112V152H111ZM111 153H110V156H111ZM113 153H114V152H113ZM113 153H112V154H113ZM153 153H154V152H153ZM162 153H163V152H162ZM5 154H6L8 157H9V155H11V154H9V155L7 154V149H5V150H0V162H3V164L8 163V164H7L8 167H6L7 170H5L6 168H5L4 166H3V167H4L5 169H4L3 167H2V169H4V172H6V171L8 172L7 175L12 174V175L9 176V178H10L11 176H14L15 178L18 179V180L15 179V180L17 181V183H18L20 180H21V181L24 180V178H22V177H23V175L25 174V172H26L27 170H28V171H32V173H33V168L28 167V165H27V167H25L26 165L24 166V165H22V163H20V164H21V165H20V164H18L19 162H18V163L15 162L16 160H19V159H20V162L23 161V160L26 161V160L28 159L27 157H30V156H28L25 152H23V151L20 150V151H18L17 155L15 154V155H16L15 157L12 155V157H11L10 159L7 158ZM74 154H75V153H74ZM87 154L85 155L86 157H87ZM114 154H115V153H114ZM119 154H117V155H115V156H118ZM151 154H152V153H151ZM157 154H158V153H157ZM167 154H168V153H166L165 156H167V157L169 158V156H171L172 152H171V154H170L169 156H168ZM192 154H193V155H192ZM29 155H31V154L29 153ZM33 155H34V154H33ZM46 155H44V156H46ZM76 155H77V154H76ZM82 155H83V152L80 153L79 156H82ZM89 155H88V157H89ZM124 155H125V153H124ZM124 155L122 154V156H124ZM147 155L151 156L150 154H147ZM50 156H52V155H50ZM50 156H49V161H48V162L51 163L52 160H50ZM74 156H75V155H74ZM105 156H106V154H105ZM112 156H113V155H112ZM112 156H111V157H112ZM125 156H126V155H125ZM16 157H18V158L15 160ZM32 157H33V156H32ZM34 157H35V155H34ZM47 157H48V155H47ZM88 157H87V158H88ZM111 157H107V159H106V157H105L104 161L106 162V160H108V158H111ZM118 157H119V156H118ZM162 157H161V158H162ZM171 157H172V156H171ZM204 157H205V156H204ZM13 158H14V159H13ZM35 158H36V157H35ZM52 158H53V157H52ZM57 158H58V157H57ZM70 158H72V157H70ZM80 158H81V157H80ZM116 158H117V157H116ZM119 158H121V157H119ZM119 158H117V159H119ZM129 158L127 159L126 157H125V158L122 157L121 159H122V161H124V162H122V163H123L124 165H127V164L129 163ZM150 158H151V157H150ZM159 158H160V156H159ZM165 158H166V157H165ZM174 158H175V156H174ZM176 158H179V157H176ZM176 158H175V159H176ZM185 158H186V157H185ZM22 159H23V160H22ZM38 159H39L38 161H40V158H38ZM42 159H43V158H42ZM42 159H41V160H42ZM44 159H45V157H44ZM77 159H78V158H76V160H77ZM123 159H124V160H123ZM154 159H155V158H154ZM179 159H180V158H179ZM179 159H178V160H179ZM205 159H206V157H205ZM46 160H48V159H46ZM55 160H56V159H55ZM71 160H72V159H71ZM78 160H79V159H78ZM80 160H81V159H80ZM82 160H83V159H82ZM91 160H90V162H92ZM102 160H103V159H102ZM206 160L209 161L208 158H207ZM4 161H6V163H4ZM7 161H8V162H7ZM32 161H33V159H32V160H29L28 162H32ZM34 161H35V162H38V161H37V158H36ZM44 161H45V160H44ZM73 161H74V160H73ZM83 161H85V160H83ZM87 161H89V160H87ZM108 161H109V160H108ZM108 161H107V162H108ZM119 161H120V159H119ZM141 161L144 162V163H142ZM171 161H172V160H171ZM180 161H181V160H180ZM194 161H195V162L198 161L199 163L196 164V163H194ZM207 161H205V162H207ZM77 162H78V161H77ZM96 162H97V160L95 161V163H96ZM98 162H99V161H98ZM102 162H103V161H102ZM112 162H113V161H112ZM120 162H121V161H120ZM126 162H128V163L126 164ZM136 162H138L139 165H140V166L137 165L138 167H140L138 170H137L138 167H137L136 164H135ZM145 162H146V164H145ZM187 162H188V161H187ZM54 163H55V161H54ZM141 163H142L144 166L141 165ZM177 163L179 164V162H177ZM190 163H191V162H190ZM207 163H208V162H207ZM3 164H2V165H3ZM23 164H24V163H23ZM25 164H27V163H25ZM28 164H29V163H28ZM30 164H31V163H30ZM33 164H34V163H33ZM33 164H31V165L33 166ZM44 164H46V161H45ZM47 164H48V163H47ZM47 164H46V166H48ZM89 164H90V163H89ZM98 164H99V163H98ZM148 164H149V163H148ZM148 164H147V165H148ZM174 164H175V163H174ZM178 164H177V165H178ZM202 164H203V163H202ZM205 164H206V163H204L203 165H205ZM0 165H1V164H0ZM31 165H30V166H31ZM41 165H42V164H41ZM57 165H59V164H57ZM87 165H88V164H87ZM194 165H192V166H194ZM200 165H201V163H200ZM203 165H202V166H203ZM208 165H209V164H208ZM214 165H215V164H214ZM49 166H50V165H49ZM129 166H130V165H129ZM141 166H142V167H141ZM33 167H35V166H33ZM37 167H38V165H37ZM43 167H44V166H42L41 168H43ZM53 167H54V166H53ZM68 167H69V166H68ZM81 167H82V166H81ZM105 167H106V166H105ZM146 167H148V166H146ZM175 167H176V166H175ZM209 167H210V166H209ZM39 168H40V166H39ZM46 168H47V167H46ZM46 168H45V169H46ZM51 168H52V167H51ZM74 168H75V167H74ZM74 168H73V169H74ZM106 168H108V167H106ZM106 168H105V169L102 168V170H106ZM150 168H151V167H150ZM177 168H178V167H177ZM177 168H176V169H177ZM201 168H202V167H201ZM205 168H208V166L205 167ZM2 169H0V170H1L0 172H2ZM34 169H38V168H34ZM58 169H61V167H60V168L58 167ZM67 169L69 170L70 167H69V168L66 167L65 170H67ZM125 169H126V168H125ZM125 169H124V170H125ZM129 169H130V167H129ZM148 169H149V168H148ZM180 169H181V168H180ZM42 170H43V169H42ZM63 170H64V169H63ZM63 170H62V171H63ZM65 170H64V171H65ZM77 170L81 171L80 169H77ZM84 170H85V169H84ZM84 170H83V171H84ZM109 170H111V169L109 168ZM109 170H107V172H108ZM119 170H120V169H119ZM200 170H201V169H200ZM38 171H39V169L37 170V172H38ZM47 171H48V170H47ZM70 171H72V169H71ZM73 171H76V170H73ZM79 171H77V172H79ZM131 171H133V170H131ZM138 171H139V172H138ZM150 171H151V170H150ZM175 171H176V170H175ZM4 172H2V175L6 174V173H4ZM43 172H44V171H43ZM65 172L67 173V171H65ZM68 172H69V171H68ZM105 172H106V171H105ZM111 172H112V171H110L109 173H111ZM115 172H116V171H115ZM167 172H168V171H167ZM180 172H181V171H180ZM184 172H185V171H184ZM197 172H198V171H197ZM208 172H209V171H208ZM27 173H28V172H27ZM32 173H30V175H31ZM39 173L41 174L40 171H39ZM66 173H64V174H66ZM69 173H70V172H69ZM73 173H74V172H73ZM90 173H91V172H90ZM90 173H89V174H90ZM112 173H113V172H112ZM112 173L109 174V175H111V177L107 174L110 178L116 179V181H115L114 184L111 183L112 185H110V183L108 184V183H107L108 181L105 182V183H106V184H105L104 181H101L100 179H98V180L95 179V182H97V183H94L93 181H91V183L93 182L94 184H97V185H95V186H98V187L100 188V191H101V189H102L103 192H99V193L103 194L104 191H105V194H107L106 192H109V193L112 192L113 194H115V193H116V189H115V188H117V191H118V192H120V191H122L123 193L125 192L126 194L130 195V198L133 197V200H135V199H134V195H135V194H136V196H135L136 198H137L138 194H139L140 196L143 194V196H141V197H143L144 199H145V198H148V197H149V198L154 197V201L151 199L152 202H155V201H157V200L160 201V200H164V199H166L165 197L162 198V197H161V194H158V193H157L156 195L152 196V194L148 192L149 190L147 191V192H148V194H147V192H145L146 190L144 191V190L141 189L140 185H139V186H138V184H135V185H134L133 183H134V182L137 183V181H138V180H136V179L138 178V176H137L136 178L133 177V178L136 180V181L134 180L133 183H132V182L126 183V182L123 180L122 177H121L122 179L120 178V176H119L120 174H119V175L116 174V175H114V176H116V177H112ZM122 173H123V172H122ZM133 173H134V172H133ZM160 173H161V172H160ZM203 173H204V172H203ZM47 174H48V173H47ZM79 174H80V173H79ZM79 174H78V175H79ZM95 174H96V173H95ZM125 174H126V173H125ZM128 174H129V173H128ZM170 174H171V173H170ZM185 174H186V173H185ZM185 174H184V176H185ZM191 174H192V173H191ZM27 175H28V174H27ZM32 175H33V174H32ZM42 175H44V174H42ZM66 175H67V174H66ZM107 175H106V177H107ZM132 175H133V174H132ZM162 175H164V174L162 173ZM172 175H173V174H172ZM176 175H179V174H176ZM181 175H182V174H181ZM181 175H180V176H181ZM199 175H200V174H199ZM228 175H229V174H228ZM234 175H235V174H234ZM239 175H240V174H239ZM44 176H45V175H44ZM44 176H43V177H44ZM68 176H69V175H68ZM68 176H67V177H68ZM75 176H76V174H75ZM126 176H128V175H126ZM149 176H150V175H149ZM156 176H157V175H156ZM164 176H165V175H164ZM215 176H216V175H215ZM230 176H231V175H230ZM230 176H229V178H230ZM0 177H1V175H0ZM2 177H3V176H2ZM6 177H8V176H6ZM6 177H5V179H6ZM14 177H12V180H13ZM24 177H25V176H24ZM26 177H27V176H26ZM28 177H29V176H28ZM30 177H31V176H30ZM109 177H108V178H109ZM130 177H131V176H130ZM130 177H129V178H130ZM170 177H171V176H170ZM185 177H186V176H185ZM213 177H214V176H213ZM3 178H4V177H3ZM20 178H21V179H20ZM31 178L34 179L35 177H34V178L31 177ZM77 178H78V177H77ZM77 178H76V179H77ZM89 178H90V177H89ZM108 178H107V179H108ZM131 178H132V177H131ZM131 178H130V179H131ZM133 178H132V179H133ZM139 178H138V179H139ZM149 178H150V177H149ZM152 178H153V177H152ZM157 178H158V177H157ZM160 178L162 179L163 176L160 177ZM1 179H2V178H1ZM5 179H3V180L6 181V183H7V180H8V179H7V180H5ZM19 179H20V180H19ZM83 179H84V178H83ZM113 179H111V180H113ZM163 179H164V178H163ZM174 179H175V178H174ZM240 179H241V178H240ZM28 180H29V179H28ZM96 180H97V181H96ZM99 180H100V181H99ZM108 180H109V179H108ZM230 180H231V179H230ZM232 180H233V179H232ZM248 180H249V179H248ZM83 181H84V180H83ZM88 181H89V180H88ZM132 181H133V180H132ZM141 181H140V182H141ZM165 181H166V180H165ZM187 181H188V180H187ZM189 181H190V179H189ZM194 181H196V180H194ZM194 181H190V182L194 183ZM212 181H213V179H212ZM219 181H220V180H219ZM227 181H228V180H227ZM236 181H237V180H236ZM236 181H235V182H236ZM238 181H239V180H238ZM240 181H241V180H240ZM240 181H239V182H240ZM249 181H250V180H249ZM249 181H248V182H249ZM24 182L26 183V182H28V181H24ZM33 182H35V180H33ZM45 182H46V181H45ZM85 182H86V181H85ZM89 182H90V181H89ZM102 182H103V183H102ZM113 182H114V181H113ZM149 182H150V181H149ZM172 182H173V181H172ZM182 182H183V181H182ZM248 182H247V183H248ZM256 182H257V181H256ZM6 183H5V184H6ZM9 183H12V182H9ZM9 183H8V184H9ZM14 183H16V182L13 181L12 185H13ZM20 183H21V182H20ZM25 183H23V185H22V183H21L19 186H18V185H15V184H14V185H15L16 187H19V188H20V186L22 185V186H21V188H22V187L24 186ZM29 183H30V182H29ZM29 183H27V184H29ZM31 183H32V180H31ZM62 183H63V182H62ZM67 183H68V182H66V185H65V186L68 188V186L70 187V185H67ZM91 183H90V184H91ZM141 183H142V182H141ZM186 183H189V182H186ZM192 183H191V184H192ZM195 183H198V181L195 182ZM195 183H194V184H195ZM214 183H215V180H214ZM232 183H234V181H233ZM259 183H260V182H259ZM0 184H1V183H0ZM27 184H26V185H27ZM38 184H39V182L37 183V185H38ZM46 184L48 185L47 182H46ZM46 184H45V183L42 184L43 187H44V185H45V187L47 188ZM54 184H56V183H54ZM76 184H77V183H76ZM143 184H144V183H142V185H143ZM173 184H174V183H173ZM176 184H177V182H176ZM194 184H193V185H194ZM198 184H199V183H198ZM215 184H216V183H215ZM223 184H224V183H223ZM228 184H229V183H226L225 186L228 185ZM252 184H253V183H252ZM10 185H11V184H10ZM10 185H9V186H10ZM12 185H11V187H9V186L6 184L5 188L8 186V188L11 189V188H12ZM26 185H25V186H26ZM39 185H41V184H39ZM39 185H38V186H39ZM50 185H51V184H50ZM50 185H49V187H50ZM86 185H87V183H86ZM114 185H115V187H114ZM116 185H117V186H116ZM146 185H147V182H146ZM151 185H152V183H151ZM165 185H166V184H165ZM165 185H164V186H165ZM178 185H181V184H179V182H178ZM193 185H192V187L194 188L196 185H194V186H193ZM201 185L204 186V184H201ZM205 185H206V184H205ZM232 185H233V184H232ZM236 185H237V183H236ZM250 185H251V184H250ZM256 185H257V184H256ZM15 186H13V187H14V190L12 189V193H13L14 196L11 194V192H10V193L8 192L9 194H11V195L13 196V197H12V196H10V195L8 194V195L10 196V198H15V194H16V193L14 192V191H15V188H16ZM27 186H28V185H27ZM27 186H26V187H27ZM32 186H36V182H35L34 184L31 185V188H32ZM54 186H55V185H54ZM62 186H63V185H62ZM73 186H74V185L71 186L72 188H74V190H72L73 193H77V192L79 193L80 186H79V189H77V190H78L77 192L75 191V188H77V187H73ZM88 186H89V184H88ZM88 186H87V187H88ZM91 186H92V185H91ZM95 186H93V187H95ZM173 186H174V185H173ZM183 186H186V185L184 184ZM183 186H182V185H181V187L178 186V188L181 189ZM187 186H188V184H187ZM198 186H199V185H197L196 187H198ZM203 186H202V187H203ZM217 186H218V185H217ZM229 186H231V184H229L228 187H229ZM241 186H242V185H241ZM248 186H249V184H248ZM262 186H263V185H262ZM2 187H3V185H2ZM40 187H41V186H40ZM43 187H42V188H43ZM45 187H44V188H45ZM51 187H52V186H51ZM51 187H50V188H51ZM58 187H59V186H58ZM58 187H57V188H58ZM81 187H82V186H81ZM83 187H84V186H83ZM87 187H86V189H88ZM166 187H167V186H166ZM174 187H175V186H174ZM176 187H177V185H176ZM189 187H190V185H189ZM238 187H239V184H238ZM242 187H245V188L247 189V191L250 190V188H251V186H250V188H249V187L244 186V185H243ZM242 187H239V188H242ZM263 187H264V186H263ZM263 187H261V188H263ZM21 188H20V189H21ZM42 188H39V190L44 191V190L46 189V188H45V189H44V188L42 189ZM60 188H62V187H60ZM89 188H91V187L89 186ZM169 188H170V187H169ZM186 188H188V187H186ZM186 188H185V189H186ZM204 188H205V187H203V189H204ZM208 188H209V187H208ZM211 188H212V187H211ZM230 188H231V187H230ZM245 188H242V189H243V190H246ZM10 189H9V190H10ZM20 189H19V190H20ZM33 189L35 190V187H34ZM47 189H48V188H47ZM47 189H46V190H47ZM54 189H55V188H54ZM54 189H53V190H54ZM82 189H83V188H82ZM82 189H80V190H82ZM91 189H92V188H91ZM93 189H94V188H93ZM153 189H154V188H153ZM170 189H172V188H170ZM176 189H177V188H176ZM182 189H183V188H182ZM188 189L190 190V188H188ZM194 189H195V188H194ZM198 189H202L201 186H199V187L197 188V190H198ZM205 189H207V188H205ZM212 189H213V188H212ZM5 190H6V189H5ZM7 190H8V189H7ZM7 190H6V191H7ZM16 190H17V192H18L17 195H19V197H20V194H21V195H26L25 192H24L25 194H22V192H23V191H26V192H27L28 189H27V190H23V191H21V190L18 191V189H16ZM31 190H32V189H29L28 191L30 192ZM34 190H33V191H34ZM36 190H37V186H36ZM36 190H35V191H36ZM39 190H38V191H39ZM58 190H59V188H58ZM64 190H66V188H65ZM70 190H71V188H70ZM95 190H96V189H95ZM114 190H115V193H114ZM150 190H151V189H150ZM157 190H158V188H157ZM157 190H156V188H155L154 191H153L152 193H154V192H159V191H157ZM197 190L194 191V192L192 191V192L195 194V193L199 192V190H198V191H197ZM237 190H238V189H237ZM258 190H259V189H258ZM258 190H257V192H258ZM0 191H1V192H2V191L4 192V190H3L2 188H0ZM47 191H50V192H48V193H52V192H54V191H51V190H47ZM60 191H61V189H60ZM68 191H69V189H68ZM72 191H71V192H72ZM74 191H75V192H74ZM200 191H201V190H200ZM204 191H205V194H204ZM204 191H203V190L201 191V192H203V193H201L200 196H199V193H198V197H199V198L202 196V194H203V196L206 195V194H208V193H206V190H204ZM213 191H214V190H212L211 192H213ZM241 191H242V190H241ZM241 191H239V193H241L240 196H242V197L244 198V196H243V194H242ZM19 192H21V193H19ZM39 192H40V191H39ZM55 192H56L55 194H57V190H56ZM71 192H70V193H71ZM82 192H83V191H82ZM82 192H80V193L82 194ZM138 192H140V193H138ZM169 192H170V191H169ZM177 192H178V191H177ZM183 192H184V191H183ZM208 192H209V195H212V194H210V190H208ZM233 192H234V191H233ZM236 192H237V191H236ZM249 192H252V191L250 190ZM259 192H260V191H259ZM259 192H258V193H259ZM31 193H32V192H31ZM37 193H38V192H37ZM43 193H45V195H42V196H45V198H47V197H46V196H47L46 192L44 191ZM68 193H69V192H68ZM68 193H67V194H68ZM70 193H69V194H70ZM85 193H87V194H86L87 196H85V195L82 194L83 196H85V197L83 198V200H85V201L88 203V205L91 203V205H93V206H91L92 208L95 207L94 205L97 206V204H98V206H99V205H104V204H103V203H105V202H103L104 200L101 198V200H103V201H102L103 203H101V202H100L101 200L98 199V197H99L100 194L98 195V197H97V196L95 197V196L91 195L92 193L90 194V193L88 192V190H87V192L84 191V194H85ZM125 193H124V194H125ZM137 193H138V194H137ZM213 193H214V192H213ZM244 193H245V191H244ZM263 193H264V191H263ZM53 194H54V193H53ZM58 194H59V191H58ZM58 194H57V195H58ZM60 194H63V190H62V192H60ZM60 194H59V195H60ZM67 194H66V195H67ZM69 194H68V195H69ZM89 194H90V196H92V197H88ZM94 194H95V193H94ZM97 194H98V192H97ZM97 194H95V195H97ZM113 194H110V195H113ZM118 194H119V193H118ZM118 194H116V196H114V198L117 197ZM188 194H189V195H188ZM191 194H192V193H191ZM232 194H233V193H232ZM234 194H235V193H234ZM234 194H233V196H234ZM245 194H246V193H245ZM259 194H260V193H259ZM57 195H54V196H57ZM59 195H58V197L60 198V201H62V200H63V199H61V198H62V195H61V197H60ZM77 195H78V194H77ZM103 195H104V194H103ZM110 195H108V196H110ZM119 195H120V194H119ZM122 195H123V194H122ZM122 195H120L119 198H121ZM192 195H193V194H192ZM196 195H197V194L193 195L194 198L197 197ZM214 195H215V194H214ZM214 195H212L211 197H213ZM236 195L239 196L238 192L236 193ZM246 195H247V194H246ZM257 195H258V194H257ZM257 195L254 196V197L256 198ZM5 196H6V192H5ZM9 196H7V198H8ZM28 196H30L29 193H28ZM28 196H25V197H28ZM48 196H51V194L48 195ZM63 196H65V191H64V195H63ZM72 196H73V194H72ZM74 196H75V195H74ZM83 196L80 195V197H83ZM101 196H102V195H101ZM101 196H100V197H101ZM106 196H107V195H106ZM140 196H139V197H140ZM163 196H164V195H163ZM168 196H169V195H168ZM173 196L175 197V195H173ZM184 196H185V195H184V193H183V197H184ZM189 196H190V193H187V197H189ZM193 196H192V197H193ZM195 196H196V197H195ZM261 196H263V198H264V195H263V194H262ZM2 197H3V195H2ZM2 197H0V198L3 199L4 197H3V198H2ZM19 197L17 198V196H16V200H19ZM31 197H33V196H31ZM31 197H30V198H31ZM39 197H40V196H39ZM51 197H52V196H51ZM51 197H50V199H51ZM65 197H66V196H65ZM67 197H68V196H67ZM78 197H79V196H78ZM80 197H79L78 199H80ZM93 197H95V198H93ZM103 197H104V196H103ZM128 197H129V196H128ZM166 197H167V196H166ZM206 197H208V196L206 195ZM206 197L204 196V197H201V198H202V199H204V198L206 199ZM214 197H216V196H214ZM245 197H246V196H245ZM248 197H249V194H248ZM251 197H252V199H253V196H252V195H251ZM10 198H9V199H10ZM22 198H23V197H22ZM63 198H64V197H63ZM75 198H77V196H75ZM109 198H110V197H109ZM117 198H118V197H117ZM117 198H115V200H113V202H114V201L117 202V201H116ZM119 198H118L117 200H119ZM123 198H126L127 200L129 199V198L125 197V196H124ZM123 198H122L121 201H120L121 203H122V200H124ZM155 198H156L157 200H156ZM161 198H162V199H161ZM170 198H171V197H170ZM190 198H191V197H190ZM240 198H241V197H240ZM243 198H241V200H242ZM259 198H260V196H259ZM259 198H256V199H259ZM261 198H262V197H261ZM20 199H21V197H20ZM23 199H24V198H23ZM25 199H26V198H25ZM27 199H28V198H27ZM65 199H67V198H65ZM65 199H64V200H65ZM68 199H69V201H70L71 199L74 200V197H73V198H68ZM68 199H67V200H68ZM138 199H139V198H138ZM168 199H169V198H168ZM185 199H186V196H185ZM188 199H189V198H188ZM208 199L210 200V197H209ZM233 199H234V198H233ZM252 199H251V200H252ZM13 200H15V199H13ZM13 200L10 199V204H9V202H8L9 200L5 199V201L8 202L7 204H8L9 207H10L11 204H13V205H19V204H20V205H21V200H20V203H16V202H15L16 204H14V201H13ZM30 200H32V199H30ZM30 200H28V202H30ZM42 200H43V199H42ZM46 200H47V199H46ZM56 200H57V202H59V204H57L56 206L53 205V206H55V207H53L52 205H48V204H47L48 207H49V206L52 207L53 210H54V209L59 210L60 208L58 209V208H56V207H57V206L60 207V205H61V208H63V209H66V208H67L68 210H69V209L72 210V209H74V208L76 207V209H80V208L82 209V208H83L84 211H85L86 208L90 207V206H88V205H84V203L82 204V202H84L82 199H81L82 201L80 200L81 202L77 201V199H76V200H75V203H72L75 207L72 206V205H71V206H67L68 204L65 205V204H63V202L60 203V201H58V199L52 200L53 203H54V201H56ZM73 200H71V201H73ZM108 200H109V199H108ZM129 200H130V199H129ZM133 200H132V201H133ZM194 200H195V199H194ZM198 200H200V199H198ZM198 200H197V201H198ZM206 200H207V199H206ZM209 200H207V201H209ZM213 200H214V198H213ZM239 200H240V199H239ZM243 200H244V199H243ZM247 200L249 201V198H248ZM247 200H246V201H247ZM1 201H2V200H1ZM12 201H13V203H12ZM34 201H36V200H34ZM50 201H51V200H50ZM69 201H65L64 203L69 202ZM111 201H112V200H111ZM124 201H125V200H124ZM148 201H149V200H148ZM165 201H166V200H165ZM168 201H169V200H168ZM201 201H202V200H201ZM201 201H200V204H201ZM211 201H212V200H211ZM254 201H255V200H254ZM2 202H4V199H3ZM2 202H1V203H2ZM22 202H23V201H22ZM31 202H32V201H31ZM38 202H39V201H38ZM42 202H43V201H42ZM107 202H109V201H107ZM113 202H112V203H113ZM140 202H141V201H140ZM152 202H151V203H152ZM162 202H164V201H162ZM162 202H161L160 204H158V205H160V206H161L162 204L164 205V203H162ZM169 202H170V201H169ZM178 202H179V201H178ZM203 202H204V201H203ZM4 203H5V202H4ZM24 203H25V202H23V204H22L24 207L21 205V206L23 207V208H22V207L19 205V209H20V207H21L22 209H24V210L26 211L27 206L24 205ZM55 203H56V202H55ZM69 203H70V202H69ZM100 203H101V204H100ZM118 203H119V202H118ZM121 203H120V204H121ZM127 203H128V201H127ZM129 203H131V202L129 201ZM133 203H134V202H133ZM136 203H137V201H136ZM138 203H139V202H138ZM146 203H148V202L146 201ZM149 203H150V202H149ZM151 203H150V204H151ZM155 203H156V205H157L158 202H155ZM155 203H154V206H155ZM166 203H167V202H166ZM175 203H176V202H175ZM175 203H174V204H175ZM179 203H180V202H179ZM2 204H3V203H2ZM51 204H52V202H51ZM113 204H114V203H113ZM123 204H124V203H123ZM125 204H126V203H125ZM140 204H141V203H140ZM152 204H153V203H152ZM152 204H151V205H152ZM182 204H183V202H182ZM198 204H199V203H198ZM200 204H199V205H200ZM244 204H245V203H244ZM257 204L259 205V203H257ZM0 205H1V204H0ZM47 205H46V206H47ZM133 205H135V204H133ZM137 205H139V204H137ZM144 205H145V203L143 204V207H144ZM148 205H149V204H148ZM151 205H150V206H151ZM158 205H157V206H158ZM163 205H162V207H163ZM176 205H177V204H176ZM176 205H175V206H176ZM179 205H180V204H179ZM183 205H185V202H184ZM188 205L190 206V205H191V202H190V204H188ZM196 205H197V204H196ZM208 205H209V204H208ZM261 205H262V204H261ZM2 206H4V205H1V208L4 209V207H2ZM6 206H7V205H6ZM6 206H5V208H6ZM30 206H31V205H30ZM32 206H33V205H32ZM39 206H40V205H39ZM41 206H42V205H41ZM98 206H97V208H98ZM107 206H108V205H107ZM107 206H106V207H107ZM117 206H118V205H117ZM124 206H125V205H124ZM146 206H147V205H146ZM160 206H158V207H160ZM166 206H168V205L166 204ZM166 206H165V207H166ZM170 206H171V204H170ZM202 206H204V205H202ZM11 207H13L12 209L14 210V206H11ZM25 207H26V208H25ZM50 207H49V208H50ZM72 207H73V208H72ZM103 207H104V206H103ZM118 207L121 208L122 205H121V206H118ZM118 207H117V208H118ZM128 207H129V206H128ZM136 207H137V206H136ZM141 207H142V206H141ZM141 207H139V208H141ZM155 207H156V206H155ZM162 207H160V208H162ZM200 207H201V205L198 206V209H199ZM1 208H0V209H1ZM15 208H16V210L18 209V207H16V206H15ZM28 208H29V207H28ZM108 208H109V207H108ZM113 208H114V207H113ZM137 208H138V207H137ZM137 208H136V209H137ZM147 208H148V207H147ZM156 208H157V207H156ZM160 208H159V209H160ZM167 208H168V207H167ZM180 208H181V207H180ZM194 208H195V207H194ZM203 208H204V207H203ZM22 209H21V210H22ZM29 209H30V208H29ZM67 209H66V210H67ZM93 209H94V208H93ZM99 209H100V208H99ZM103 209H104V208H103ZM124 209H126V208H124ZM124 209L122 208V211H123ZM145 209H146V207H145ZM145 209H144V210H145ZM170 209H171V208H170ZM175 209H176V208H175ZM182 209H183V208H182ZM188 209H189V208H188ZM24 210H23V211H24ZM61 210H62V209H61ZM61 210H60V211H61ZM66 210H65V211H66ZM70 210H69V211H70ZM89 210H92V209H89ZM89 210H88V213H89ZM139 210H140V209H139ZM163 210H164V209L162 208V211H163ZM168 210H169V209H168ZM193 210H194V209H193ZM199 210H200V209H199ZM201 210H202V208H201ZM203 210H205V209H203ZM203 210H202V211H203ZM220 210H221V209H220ZM2 211L6 213V212L8 211V208H7V211H5V210H2ZM2 211H1V212H2ZM9 211H10V210H9ZM14 211H15V210H14ZM17 211H18V210H17ZM19 211H20V210H19ZM73 211H74V210H73ZM73 211H72V212H73ZM75 211H76V210H75ZM79 211H80V210H79ZM133 211H134V210H133ZM184 211H185V210H184ZM194 211H197V208H196V210H194ZM194 211H193V212H194ZM202 211H201V213H202ZM216 211H217V210H216ZM38 212H39V211H38ZM38 212H37V214H38ZM72 212H71V213H72ZM81 212H82V210H81ZM90 212H91V211H90ZM120 212H121V211H120ZM131 212H132V211H131ZM166 212H167V211H166ZM174 212H175V210H174ZM197 212H198V211H197ZM197 212H196V213H197ZM5 213H4V214H5ZM30 213H31V211H30ZM78 213H79V212H78ZM161 213H162V212H161ZM167 213H168V212H167ZM167 213H166V214H167ZM207 213H208V212H207ZM210 213H211V212H210ZM2 214H3V213H2ZM6 214H7V213H6ZM8 214H10V213H8ZM22 214H23V213H22ZM83 214H84V213H83ZM90 214H91V213H90ZM94 214H95V213H94ZM145 214H146V212H145ZM177 214H178V212H177ZM186 214H187V213H186ZM189 214H190V213H189ZM10 215H11V214H10ZM12 215H13V214H12ZM25 215H26V214H25ZM35 215H36V214H35ZM118 215H119V214H118ZM122 215H123V214H122ZM124 215H125V214H124ZM129 215H130V214H129ZM136 215H137V214H136ZM140 215H141V213H140ZM153 215H154V214H153ZM167 215H168V214H167ZM14 216H16V214H15ZM165 216H166V215H165ZM171 216H172V215H171ZM174 216H175V215H174ZM0 217H1V216H0ZM3 217H4V216H3ZM6 217H7V216H6ZM28 217H29V216H28ZM37 217H38V216H37ZM121 217H122V216H121ZM127 217H128V216H127ZM141 217H142V216H141ZM146 217H147V216H146ZM1 218H2V217H1ZM9 218H10V217H9ZM82 218H83V217H82ZM82 218H81V219H82ZM117 218H118V217H117ZM119 218H120V217H119ZM137 218H139V216H138ZM86 219H87V218H86ZM122 219H123V217L121 218V220H122ZM124 219H126V218H124ZM142 219H143V218H142ZM82 220H84V218H83ZM117 220H118V219H117ZM119 220H120V219H119ZM121 220H120V221H121ZM126 220H127V219H126ZM126 220L124 221V223L126 222ZM144 220H145V218H144ZM150 220H151V219H150ZM256 220H257V219H256ZM79 221H80V220H79ZM86 221H87V220H86ZM109 221H111V220L109 219ZM112 221H114V220H112ZM115 221H116V220H115ZM115 221H114V223H115ZM120 221H119V223H120ZM146 221H148L147 218H146ZM250 221H251V220H250ZM260 221H261V220H260ZM116 222H117V221H116ZM122 222H123V220H122ZM153 222H154V221H153ZM155 222H156V221H155ZM163 222H164V221H163ZM242 222H243V221H242ZM117 223H118V222H117ZM119 223H118V224H119ZM126 223H127V222H126ZM134 223H135V221H134L133 219L129 222V224H132V225H133ZM136 223H137V221H136ZM136 223H135V224H136ZM142 223H144V222H142ZM147 223H148V222H147ZM253 223H254V222H253ZM256 223H257V222H256ZM256 223H255V224H256ZM121 224H123V223H121ZM137 224H138V223H137ZM207 224H208V223H207ZM210 224H211V223H210ZM210 224H209V225H210ZM259 224H260V223H259ZM259 224H258V225H259ZM124 225H125L124 228H126V225H127V224H124ZM147 225H148V224H147ZM203 225H204V224H203ZM116 226H117V225H116ZM118 226H119V225H118ZM128 226H129V225H128ZM128 226H127V228H128ZM138 226H139V225H138ZM141 226H142V225H141ZM254 226H255V225H254ZM130 227H131V226H129V229H128V230H130ZM133 227H134V226H132V228H133ZM135 227H136V225H135ZM139 227H140V226H139ZM155 227H156V226H155ZM184 227H185V226H184ZM119 229H122V227L119 228ZM133 229H134V228H133ZM226 229H227V228H226ZM187 230H188V229H187ZM224 230H225V227H224ZM37 231H38V230H37ZM189 231H190V230H189ZM189 231H188V232H189ZM242 231H243V230H242ZM39 232H40V230H39ZM41 232H42V231H41ZM131 232H133V231H131ZM216 232H217V231H216ZM133 233H134V232H133ZM186 233H187V232H186ZM246 233H247V232H246ZM131 234H132V233H131ZM135 234H138V233H134V235H135ZM187 235H188V234H187ZM247 235H248V234H247ZM253 235H254V234H253ZM231 236H232V235H231ZM223 238H224V237H223ZM230 238H231V237H230ZM217 240H219V239H217ZM225 240H226V239H225ZM211 241H212V240H211ZM231 241H232V240H231ZM255 241H256V240H255ZM213 242H214V241H213ZM220 242H221V240H220ZM226 243H227V242H226ZM214 244H215V243H214ZM182 245H183V244H182ZM178 246H179V245H178ZM243 247H244V246H243ZM221 248H222V246H221ZM203 249H204V248H203ZM248 249H249V248H248ZM219 250H220V249H219ZM219 250H218V251H219ZM170 251H171V250H170ZM204 251H205V250H204ZM250 251H252V250H250ZM208 252H209V251H208ZM217 253L219 254V252H217ZM217 253H216V254H217ZM225 254H226V253H225ZM207 255H208V254H207ZM213 255H214V253H213ZM221 255H222V253H221ZM221 255H220V257L223 256V255H222V256H221ZM208 256H209V255H208ZM208 256H206V257H208ZM210 256H211V255H210ZM218 256H219V255H217V256L214 255L215 258H213V260L216 259V258H218ZM206 257L204 258L205 260H206ZM220 257H219L218 259H220ZM210 258H212V257H210ZM210 258H207V260H209ZM218 259H216V260H218ZM221 259H222V258H221ZM197 260H198V259H197ZM201 260H202V262L205 261V260H203V258L199 259V261H201ZM207 260H206L205 263H207V264H212L211 261H210V262H207ZM211 260H212V259H211ZM223 260H224V258H223ZM223 260H222V261H223ZM222 261H221V262H220V261H215V263H216V264H217V263H218V264H219V263H220V264H224L225 262H226V263L228 262V261H224V262H222ZM255 261H257V260H255ZM193 262L196 263V261H193ZM202 262H200V263L202 264ZM197 263H199V262H197ZM197 263H196V264H197ZM192 264H194V263H192Z\"/></svg>", "mask_w": 264, "mask_h": 264}]
</instances>
